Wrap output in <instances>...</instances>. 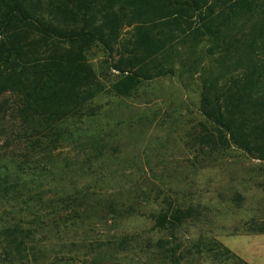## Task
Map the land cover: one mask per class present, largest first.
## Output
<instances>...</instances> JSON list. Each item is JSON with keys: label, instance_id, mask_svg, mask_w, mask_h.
Returning a JSON list of instances; mask_svg holds the SVG:
<instances>
[{"label": "trees", "instance_id": "trees-1", "mask_svg": "<svg viewBox=\"0 0 264 264\" xmlns=\"http://www.w3.org/2000/svg\"><path fill=\"white\" fill-rule=\"evenodd\" d=\"M258 17H264V0H0V97L17 98L10 107L0 105V264H54L55 256L33 252L45 234L58 237L98 217L115 223L116 216L135 210L130 200L152 195L149 188L135 190L134 199L107 194L99 187L102 176L90 181L94 189L62 188L52 201L38 190L66 174L72 161L62 157V148L72 139L83 147L86 169L114 149L105 127H84L97 113L92 102L101 92L85 55L94 48L115 55L110 66L117 76L109 87L114 99L130 98L143 83L205 60L202 120L187 132L194 160L212 164L236 151L264 163V72L249 59L264 53V26L245 27ZM159 23L174 30L163 40L149 39L150 27ZM131 26L132 41L118 49L116 34ZM234 57L238 65L231 69ZM165 204L155 214V229L163 234L155 247L173 261L180 249L175 233L197 207ZM193 246L197 253H228L212 236H198Z\"/></svg>", "mask_w": 264, "mask_h": 264}, {"label": "rangeland", "instance_id": "rangeland-1", "mask_svg": "<svg viewBox=\"0 0 264 264\" xmlns=\"http://www.w3.org/2000/svg\"><path fill=\"white\" fill-rule=\"evenodd\" d=\"M246 24V28L264 26V17ZM171 30L174 28L170 24L159 23L155 30L153 24L148 38L163 40ZM133 31L134 26L119 30L115 40L118 49L132 41ZM204 45L201 50H205ZM176 49L184 50L179 45ZM85 55L96 70L101 92L92 102L97 113L84 127H105L106 140L114 149L103 158L92 159L93 164L90 162L86 169L89 161L85 160L83 147L72 139L62 148V157L72 161L66 174H61V180L46 181L38 190H43V199L52 201L59 196L54 192L62 188L90 185L94 189L90 181L96 182L102 176L99 187L107 194L124 192L134 199L135 190L149 188L152 195L149 200H130L135 210L116 216L115 223L98 217L97 221H85L89 228H68L58 237L48 232L33 252L50 260L55 256L54 264H264V233L255 234L264 229V163L236 151L212 164L198 162L194 160L196 149L188 144L187 132L202 120L199 95L205 60L198 58L187 70L143 83L130 98L114 99L109 90L117 76L110 66L114 53L94 48ZM233 59L228 63L231 69L238 65V57ZM249 59L264 72V53H252ZM171 62L179 68L177 60ZM16 99L13 95L0 97V105L10 107ZM189 160L193 161L192 167L188 166ZM165 201L173 207H197L193 209L197 214L189 216L178 228L179 234L175 233L178 241L173 244L180 249L173 261L155 247L159 236H163L155 229V214L168 206ZM251 221L260 225L250 227ZM200 235L215 237L228 253H197L193 245ZM82 239H87L85 245L80 244Z\"/></svg>", "mask_w": 264, "mask_h": 264}]
</instances>
